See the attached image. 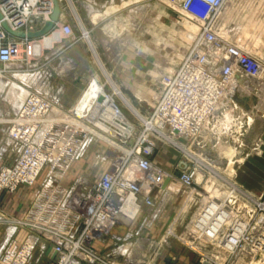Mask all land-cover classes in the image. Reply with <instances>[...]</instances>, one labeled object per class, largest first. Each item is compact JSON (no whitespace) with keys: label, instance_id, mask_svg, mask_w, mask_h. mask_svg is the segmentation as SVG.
Listing matches in <instances>:
<instances>
[{"label":"built area","instance_id":"obj_1","mask_svg":"<svg viewBox=\"0 0 264 264\" xmlns=\"http://www.w3.org/2000/svg\"><path fill=\"white\" fill-rule=\"evenodd\" d=\"M230 1L168 0L177 19L195 26L197 33L179 64L160 78V92L148 111L122 104L119 90L109 93L94 80L98 89L90 93L92 82L75 107L63 112L65 85H55L43 65L32 63L31 40L13 37L2 27L6 23L17 33L40 30L52 14V0H0L1 79L11 68L14 77L30 81L13 88L22 99L11 117L0 115L14 153L12 164L0 167V193L34 186L44 174L27 210L19 218H3L0 264H149L171 240L193 252L198 264H229L264 249L262 240L246 234L248 208L239 201L243 193L236 184L226 182L213 197L201 195L195 182L198 169L211 166L210 159L201 162L211 142L235 137L242 140L241 149L260 113L251 115L236 101L261 92L264 56L235 41ZM55 29L73 35L69 24L59 21ZM98 144L106 150L97 157L105 167L97 179L81 176L72 186L63 185L72 164ZM164 150L178 155L172 172L156 159ZM175 183L186 195L180 211L190 205L194 213L183 232L177 230L178 211L160 239L150 240L145 233L155 228ZM108 239L114 245L106 250Z\"/></svg>","mask_w":264,"mask_h":264},{"label":"rangeland","instance_id":"obj_2","mask_svg":"<svg viewBox=\"0 0 264 264\" xmlns=\"http://www.w3.org/2000/svg\"><path fill=\"white\" fill-rule=\"evenodd\" d=\"M229 4L233 6L230 18L234 20V24L230 31L235 41L251 53L264 56V0H231ZM62 5L63 16L59 21L69 24L73 29V35L65 37L55 29L47 37L58 35V40L50 47L42 48L43 44L40 46V42L43 38L38 39V43H31V55L28 57L33 59L32 63L38 60L37 63L44 66V69L53 76L55 85L63 84L61 83L64 80L63 73L68 74L69 90L65 103H62L60 108L63 112L75 107L77 98L94 80L106 86L109 93H114V88L119 90L120 97L118 96L117 100L122 104L128 103L138 110L148 111L160 92V78L179 64L191 45L192 40L185 34L197 33L195 26L177 19L175 12L168 7V0H116L108 9L95 11L90 19H86L83 8L78 4L73 3L74 10L69 9L67 0H63ZM112 6L115 8L109 10ZM86 32L88 38H83ZM28 57L26 45H23L21 58L25 60ZM67 61L66 68L64 63ZM2 69L4 68L0 66V106L1 100L7 97L9 91L30 82L24 76L14 77L16 73L11 72V68L6 70L9 76L3 80ZM78 86L81 88L77 91ZM17 95L12 96V101L19 103L22 97L17 100ZM254 100L248 111L251 115L257 111L260 113L244 136L242 148L239 149L242 140L235 137L211 142L207 157H201V162L205 164L209 159L212 160L211 166L198 169L195 182L201 195L207 196L209 193L213 197L225 189L226 182L236 184L243 193L239 201L248 208L243 219L246 234L264 242V87L261 92H256ZM1 124L0 121V129ZM255 145L258 147L255 148ZM105 150L106 146L103 144L93 145L87 156L72 164L62 184L72 186L81 176L89 177L87 179L89 182L96 180L105 168L103 164L101 166L97 164V157L98 154H104ZM164 153L159 154L156 159L166 170L172 172L178 155L172 150H164ZM11 164L12 162L2 166ZM197 166L200 167L199 164ZM44 173L46 174V171ZM43 178L44 174L38 178L34 186L20 189L27 188V196H33L42 184ZM170 188L171 192H168L163 202L162 215L155 224V228L163 232L166 231L172 215L182 209L186 198L179 183ZM19 190L13 193L7 191L0 193L2 225L3 218L12 220L21 216L16 214L20 212L12 209L15 204L14 194ZM6 194L11 195L10 203H4ZM30 205L31 201L27 206ZM194 208L185 205L183 212L180 211L182 216L177 229L179 232H183L194 213ZM165 213L169 215L164 217ZM164 218H169L165 224L162 222ZM173 242L175 241L171 240L169 243ZM156 244H160L159 241ZM160 253H157V256ZM229 264H264V249L256 255L231 259Z\"/></svg>","mask_w":264,"mask_h":264},{"label":"crops","instance_id":"obj_3","mask_svg":"<svg viewBox=\"0 0 264 264\" xmlns=\"http://www.w3.org/2000/svg\"><path fill=\"white\" fill-rule=\"evenodd\" d=\"M72 1L74 4L76 3L81 8H83L86 19H90L91 18L90 16H93L92 14L95 11H99L103 8L108 9L109 6L113 5L116 2V0H72ZM70 7L72 10L74 9V5L70 6ZM112 8H115V7H111L109 10H111ZM62 16H63V14H62ZM39 29H41V26L39 27ZM37 41L38 40H31V43L32 44L38 43ZM42 41L40 42V46H41ZM36 62H38V60ZM64 66L66 68L68 67V61H67V63H64ZM62 79H64V80L61 81V83H63L65 85V89H66V92L62 98V103L64 104L65 100L67 98L68 90H69L68 74L63 73ZM82 86H83V84L81 85V87ZM81 87L78 86L76 88L77 91ZM14 90L15 89H13V91H9L7 97H5L4 99L1 100L0 115H1L2 119H8L12 115V106H14L16 104V102L12 101V96L14 95V92H15ZM1 125H2V127L0 129V167L2 165L11 163L14 159V153L12 151L11 143L5 134L6 126L3 124H1ZM26 190H28V189L22 188L16 194H14V196H15L14 203L15 204L13 203L14 206L12 207V209H13V211L20 212V213H16L17 216L22 215L26 211V209L28 207L27 206L28 203H30V201L32 200L31 195L27 196ZM10 197H11L10 194H6V198L4 199V203H6V202L10 203V201H9ZM11 202H12V200H11ZM0 207H1V196H0ZM168 215H169V213H168ZM168 215H167V213H165L164 217H167ZM169 218H164L162 220V222L165 224L169 220ZM160 232H162L161 229L159 230L156 228H152V229H149L146 231L145 237L149 238L150 240H156V239H158ZM3 233H4V227L2 224H0V239L3 235ZM113 245H114V241L112 239H108L107 245H106V250L110 249ZM98 247H101V246H99V244H98ZM149 264H198V258L193 252H191L187 248L173 242L172 244H170V246H168L166 249L161 251V253L156 258H154L152 261H150Z\"/></svg>","mask_w":264,"mask_h":264},{"label":"water","instance_id":"obj_4","mask_svg":"<svg viewBox=\"0 0 264 264\" xmlns=\"http://www.w3.org/2000/svg\"><path fill=\"white\" fill-rule=\"evenodd\" d=\"M53 2V11L52 14L50 16V19L45 22V24L43 25V27L35 32H29V33H17L12 31L8 25L6 23H2V27L3 29L9 33L11 36L19 38V39H28V40H38V39H42L44 37H46L47 35H49L55 24L59 22L61 14H62V5L60 3L59 0H52ZM2 19L1 14H0V20ZM236 101L241 103L245 109L248 110V103L250 101H255L254 99L250 100L249 98H236ZM253 104V103H252ZM176 176H179V173L176 174ZM169 183V181L166 182V185Z\"/></svg>","mask_w":264,"mask_h":264},{"label":"bare ground","instance_id":"obj_5","mask_svg":"<svg viewBox=\"0 0 264 264\" xmlns=\"http://www.w3.org/2000/svg\"><path fill=\"white\" fill-rule=\"evenodd\" d=\"M68 2H69V7L70 6H73V4H72V2L70 1V0H67ZM67 3V2H66ZM126 2H124V4H125ZM113 7V6H112ZM111 8V7H110ZM69 9H71V7L69 8ZM72 10V9H71ZM74 10V9H73ZM61 18V17H60ZM191 29H193V28H191ZM186 35V37H188V39H192V37H193V34H185ZM57 38H59V36L58 35H52V36H50V37H44L43 39V41H42V44H43V46H42V48H46V47H50L56 40H58ZM98 89V84L95 82V81H93V83H92V86H91V90H90V93H94L96 90Z\"/></svg>","mask_w":264,"mask_h":264}]
</instances>
